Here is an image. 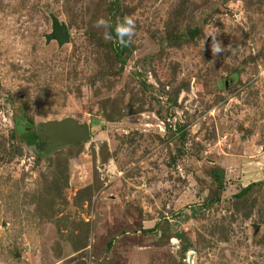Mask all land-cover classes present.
<instances>
[{"label":"rangeland","instance_id":"1","mask_svg":"<svg viewBox=\"0 0 264 264\" xmlns=\"http://www.w3.org/2000/svg\"><path fill=\"white\" fill-rule=\"evenodd\" d=\"M0 264H264V0H0Z\"/></svg>","mask_w":264,"mask_h":264},{"label":"water","instance_id":"2","mask_svg":"<svg viewBox=\"0 0 264 264\" xmlns=\"http://www.w3.org/2000/svg\"><path fill=\"white\" fill-rule=\"evenodd\" d=\"M52 28V32L47 36L48 40L55 39L58 41L59 45L69 40L67 27L60 23L58 19H53ZM45 129L47 133L56 136L51 144V148L79 142L89 135L87 125H81L74 118L70 117L51 123L46 126Z\"/></svg>","mask_w":264,"mask_h":264},{"label":"clouds","instance_id":"3","mask_svg":"<svg viewBox=\"0 0 264 264\" xmlns=\"http://www.w3.org/2000/svg\"><path fill=\"white\" fill-rule=\"evenodd\" d=\"M95 27L102 28L103 39L105 41H113L121 45H127L131 42L135 35L136 23L131 17H123L113 22L111 19L100 17L95 22ZM216 33H209L212 37V53L217 55L224 51L221 43L216 39Z\"/></svg>","mask_w":264,"mask_h":264},{"label":"trees","instance_id":"4","mask_svg":"<svg viewBox=\"0 0 264 264\" xmlns=\"http://www.w3.org/2000/svg\"><path fill=\"white\" fill-rule=\"evenodd\" d=\"M219 178H220V176H219Z\"/></svg>","mask_w":264,"mask_h":264}]
</instances>
